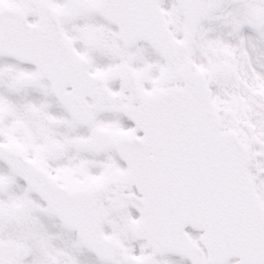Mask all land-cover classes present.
Segmentation results:
<instances>
[{
    "label": "snow or ice",
    "instance_id": "6c2138e0",
    "mask_svg": "<svg viewBox=\"0 0 264 264\" xmlns=\"http://www.w3.org/2000/svg\"><path fill=\"white\" fill-rule=\"evenodd\" d=\"M0 264H264V0H0Z\"/></svg>",
    "mask_w": 264,
    "mask_h": 264
}]
</instances>
